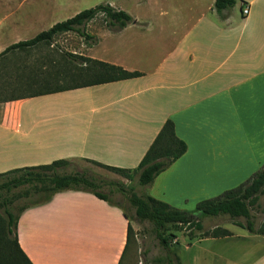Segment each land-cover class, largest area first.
<instances>
[{
    "label": "crops",
    "instance_id": "obj_1",
    "mask_svg": "<svg viewBox=\"0 0 264 264\" xmlns=\"http://www.w3.org/2000/svg\"><path fill=\"white\" fill-rule=\"evenodd\" d=\"M46 1L26 7L27 24L10 20L8 31L0 24L7 45L49 29L69 7L58 0L49 9ZM95 3L126 12L136 24L97 30L99 43L79 55L140 76L0 103V174L59 160L133 170L170 120L186 152L145 196L192 212L245 183L264 165V0H235L221 13L213 10L215 0ZM91 179L104 199L83 187L46 194L32 183L9 205L31 264H143L135 209L129 213L122 191L101 190L111 181ZM228 231V237L194 238L202 253L189 264H241L231 252L242 247L258 252L253 260L264 254V237ZM234 239L249 242L228 243Z\"/></svg>",
    "mask_w": 264,
    "mask_h": 264
},
{
    "label": "trees",
    "instance_id": "obj_2",
    "mask_svg": "<svg viewBox=\"0 0 264 264\" xmlns=\"http://www.w3.org/2000/svg\"><path fill=\"white\" fill-rule=\"evenodd\" d=\"M234 4L235 0H215L213 10L221 13L231 9ZM99 15L104 17L105 27L111 32H119L128 25L136 24L135 19L126 12L116 10L107 3H101L83 10L63 22L52 25L30 40L8 46L0 52V57L14 50L29 49L45 44L51 46L57 35L68 32L78 34L82 37L87 48H90L97 44V38L86 33L85 27ZM16 71L17 75L14 80H17V83L13 81L8 85H17V88L21 85L20 89L26 90V94L22 97H11L0 103L134 79L140 76L139 73L128 72L121 67L72 53H61L57 59L50 56L38 58L36 61L27 62L17 67ZM185 152V143L176 137L173 123L167 120L137 168L124 170L96 162L89 163L124 176L128 180H131L133 175L138 174L139 185L146 188L152 184L158 174L165 171ZM72 165L71 162L59 160L49 165L13 170L0 174V177L19 173L22 175L12 179L7 184H2L0 187L7 192H13V190L34 183L33 188H38L37 185L40 184L38 190L46 194L83 187L92 191L97 197L104 199L96 192L97 185L88 177L86 172L66 173L64 171ZM20 193L12 194L10 198L0 204V210H2L0 213V264H31L18 243L16 233L18 217L9 211V205L13 200L25 194V192ZM261 197H264V165L242 185L215 198L199 202L192 212L172 208L148 196L137 197L132 195L127 199L135 209L137 221L147 222L152 226L154 236L164 252L163 257L155 258L151 264H182L176 254L177 244L175 243L174 250L171 249L173 239H175L174 235L165 234L168 227L188 229L187 236L190 239L198 236L201 238H223L231 236V233L220 227L213 228L211 231H204L201 219L203 217L228 216L233 221L240 218L244 219V223L237 222L235 225L249 233L264 237V204H259ZM23 210L24 208L20 209L18 215ZM256 213L262 217V221L258 225L254 221ZM132 239L133 231L129 226L128 242H131Z\"/></svg>",
    "mask_w": 264,
    "mask_h": 264
},
{
    "label": "rangeland",
    "instance_id": "obj_3",
    "mask_svg": "<svg viewBox=\"0 0 264 264\" xmlns=\"http://www.w3.org/2000/svg\"><path fill=\"white\" fill-rule=\"evenodd\" d=\"M40 0H0V24L2 29L8 31L11 27L10 22L14 20H25V24H27V17L25 15V9L31 3H37ZM92 0H60L58 4V0H48L49 9L55 6L56 3L62 7L64 5L69 6L66 10L60 12L58 15L59 22H63L66 19H69L76 15L77 13L92 8L101 3L90 4ZM45 3L47 1L45 0ZM19 15V16H17ZM24 18V19H23ZM11 20V21H10ZM56 22V23H59ZM105 28L104 17L99 15L94 20L90 21L86 27L85 32L89 35L95 37V33L97 30H102ZM3 34H6V32ZM12 39V38H11ZM10 38L8 35L0 36V52L6 49L8 46V42ZM99 38H97V44L99 43ZM97 44L93 45L95 47ZM87 49V45L84 43L82 37L74 32L61 33L57 35L52 45L49 46L47 44L40 45L38 47H33L29 49L23 50H14L10 51L6 55L0 57V102L3 100H7L11 97H22L26 94V90L20 89L21 85L17 88V85H8L13 81L17 83V80H14L17 75V67L27 63L33 62L34 60H38V58L50 56L52 58H58L61 53H77L83 54ZM7 82V83H6ZM6 83V84H5ZM5 84V85H4ZM73 167L66 168L64 171L67 173L69 171H86L89 178H94L97 180H105L107 182L111 181L113 186H110V189L104 187L102 185V191L112 190V195H119V191L121 190L123 193V197L127 196L128 199L132 195L137 197H142L146 195V188L142 187L138 183V174L133 175L131 180H128L126 177L121 176L119 174L109 172L104 169L97 168L91 164L85 162H77L72 165ZM258 171V170H257ZM61 173V171H59ZM22 174H10L8 176L0 177V186L2 184H7L11 182L12 179L20 177ZM106 182V184H108ZM27 187H22L17 190H13V192H7L4 188L0 187V204L7 200L12 196V194H17L20 192H24ZM23 202L18 203V205H22ZM129 213L132 211L134 207H132L128 201ZM260 205L264 204V197H261L259 201ZM130 206V207H129ZM2 213V210H0ZM255 216V224L258 225L262 221V217L259 213H256ZM133 217V215H132ZM244 223V219H236L235 221L231 220L228 216H219L215 218L203 217L201 219V224L203 226L204 231H211L212 228L222 227L228 230H232L235 236L238 237H247L248 231L236 226V223ZM188 229L183 227H168L166 231V235L171 234L174 235L172 242V250H174L175 243L176 245V254L182 264H189L192 260H196L201 255L202 251L198 242L194 239L188 238ZM136 233L138 235L139 244L141 246V255H142V263L143 264H151V262L158 257H163L164 252L160 247L158 241L156 240L152 226L147 222H139L136 221ZM196 234V232H195ZM241 243L242 245H248L249 241H241L240 239H234L229 241L228 243ZM193 244V246H188ZM252 253L256 254L258 252H252L250 249L245 250H235L231 252L234 255V259L241 262V264H264V254H259L254 260L251 257ZM247 259V260H246ZM253 260V261H252Z\"/></svg>",
    "mask_w": 264,
    "mask_h": 264
},
{
    "label": "built area",
    "instance_id": "obj_4",
    "mask_svg": "<svg viewBox=\"0 0 264 264\" xmlns=\"http://www.w3.org/2000/svg\"><path fill=\"white\" fill-rule=\"evenodd\" d=\"M242 13H243V15H247L248 14V10L245 8Z\"/></svg>",
    "mask_w": 264,
    "mask_h": 264
}]
</instances>
